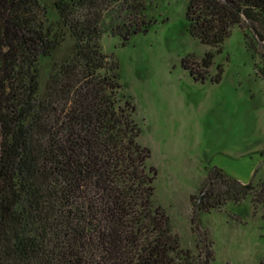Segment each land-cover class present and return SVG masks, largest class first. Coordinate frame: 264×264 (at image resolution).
I'll use <instances>...</instances> for the list:
<instances>
[{
  "label": "trees",
  "instance_id": "16d2710c",
  "mask_svg": "<svg viewBox=\"0 0 264 264\" xmlns=\"http://www.w3.org/2000/svg\"><path fill=\"white\" fill-rule=\"evenodd\" d=\"M155 2L0 0V264H209L154 200L136 105L101 45L148 32ZM187 17L204 44L244 22L264 46V0H190ZM212 179L204 210L257 192L221 168ZM258 190L264 201V180Z\"/></svg>",
  "mask_w": 264,
  "mask_h": 264
},
{
  "label": "rangeland",
  "instance_id": "374dc122",
  "mask_svg": "<svg viewBox=\"0 0 264 264\" xmlns=\"http://www.w3.org/2000/svg\"><path fill=\"white\" fill-rule=\"evenodd\" d=\"M189 2L156 0L149 14L157 21L148 32L128 42L105 33L101 45L120 63L122 92L136 105L139 140L157 171L154 200L181 245L202 257L209 252V264H264V201L254 199L264 180V46L244 22L221 46L202 43L189 29ZM217 168L257 192L201 209Z\"/></svg>",
  "mask_w": 264,
  "mask_h": 264
}]
</instances>
